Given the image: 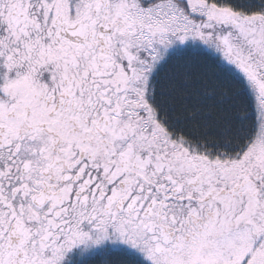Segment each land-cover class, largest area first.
<instances>
[{"label": "snow or ice", "instance_id": "obj_1", "mask_svg": "<svg viewBox=\"0 0 264 264\" xmlns=\"http://www.w3.org/2000/svg\"><path fill=\"white\" fill-rule=\"evenodd\" d=\"M0 264H264V0H0Z\"/></svg>", "mask_w": 264, "mask_h": 264}]
</instances>
